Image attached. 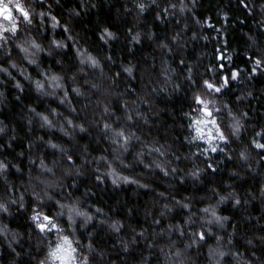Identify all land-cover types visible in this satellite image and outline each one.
<instances>
[{"label":"trees","instance_id":"trees-1","mask_svg":"<svg viewBox=\"0 0 264 264\" xmlns=\"http://www.w3.org/2000/svg\"><path fill=\"white\" fill-rule=\"evenodd\" d=\"M29 3L30 0H22ZM145 3L151 4V0H144ZM189 5L183 13L176 10L175 16H168L162 13V9L171 3L179 4L180 0H156L155 4L143 14L138 15L137 10L133 6L131 0H87L88 7L82 10L81 16L74 20H70L69 9L79 7V0H60L57 6L53 0H48V3L53 4L54 14L62 16V23H70L72 33L78 40V45L82 49H87L92 55L100 60L101 67L96 69L88 68L84 73L77 77L75 84L69 81L71 87L79 86L84 93L83 96L74 99L77 107L80 110L79 119L76 114L66 111V106H60L54 102L52 98H42L35 91L34 84L29 86L28 81H23L26 86L25 93L21 94V98L17 101V91L14 88V82L11 78L4 76L8 80L7 85L0 84L4 89L5 97L3 103H0V121L7 125L4 133H0V144H4V148H0V159H5L11 162L12 167L9 169L7 179L0 177V199H7L13 195L12 189L5 188V185H15V196H18L21 191H25L30 186L28 184L29 176L35 177L39 174V157L44 156L51 166L52 161H57L55 166L56 176L48 177L49 179L58 180L64 185L62 191L54 189L53 194L60 191L57 199H62L71 193L72 197L79 198L83 209L95 212V208H103L113 220H121L125 228L116 234L107 226H100L99 221L104 219V216H98L92 223L95 227H89L87 232L82 228L75 234L80 237L83 242L80 245L81 254L87 253L88 232L93 233L94 244L97 252L93 255L94 258L91 264H172L173 257H168V251L175 252L177 248L183 249L184 245L189 242V237L180 239L178 234H173L171 237L165 231L161 235L160 229H167L169 223H183L187 217L188 210H173L166 216L162 223L157 226L153 224V215L159 217L162 205L169 203L168 200L159 197V192H169L177 199L191 197L193 207L192 212L196 213L199 209L206 207L209 204H215L219 196L213 197L212 189H220V194L227 192L235 187L237 193L246 202L241 206H233L232 203L226 202L220 206L221 214L231 217V224L238 225V228L233 232L231 226L223 230H219L217 234L232 236L231 244L227 239L224 242V248L231 249V252L239 251L242 259L228 257L224 260V264H247L249 260L252 264H264V242L260 240L264 236V197L261 196V189L264 188V165L256 163V151L251 152L252 166L257 170L251 171L239 158V152L246 150L249 146V141L254 136L255 131H260L264 128V75L261 73L255 74L251 81L248 79V72L252 67V60L249 59L247 53L264 54V0H247L248 7L252 11H248L240 3V0H196L193 6L191 0H184ZM95 4L96 7H91ZM39 7V5H37ZM125 8L130 9L126 12ZM229 13V23L224 24L222 13ZM165 16V19H157V14ZM194 13V15H193ZM197 18L201 23H197ZM207 18H211L213 27H209L207 23H202ZM50 25V21L48 22ZM188 27L185 28L184 25ZM117 33L115 40L106 42L100 38L104 27ZM131 28L130 33L127 30ZM217 28H222L223 31L217 32ZM135 32H141L142 39L139 44L132 41L131 37ZM155 32L161 40L169 38L180 33L182 40L172 53L167 56L161 55V50L156 47L158 41L148 39V33ZM197 33L198 38L193 40L192 34ZM45 47L48 46L50 40L55 36L56 39H63L67 33L57 28L53 32L50 28L48 31L39 29L33 33ZM209 36L208 40H204L203 36ZM228 41V53L232 56V61H222L228 65L230 70L232 67L241 69L240 81H233L230 88L226 89L221 96L214 97L218 103L216 107L223 108L224 104L232 107L233 111L239 113L248 111L249 117L246 118V127L241 132L240 136H230V141L225 144L221 142V147L226 148L229 155L223 152H209L206 156L197 153L195 157L192 153L196 152V147L201 149L206 147L204 141H191V136L194 135L193 129L188 127L191 122L186 113L192 112L195 108L193 104L194 89L188 87L187 84L180 92L169 95L165 92H160L158 95L151 96L152 108L148 105L140 104L139 109L147 116V121H137V131L145 140H158L160 143H167L172 152L181 157L179 168L184 172H191L194 166L206 168V161L211 159L216 163L217 171L209 172L207 175H202L200 181L193 182L189 176L185 182H179L176 179L164 177L157 170L156 174L147 175L144 169L140 166H134L132 169L123 170L125 175H132L135 178L141 179L142 183L151 185L150 189L138 188L135 184H121L114 186L111 180L107 179L103 182L96 181L94 176L95 167L98 165H87L81 168L83 175L76 177H66L64 169L71 165V162H62L61 154L58 150L46 148L43 144L37 141V137L44 136L45 140L54 139L55 142L61 143L70 150V154H74L73 158L76 165H81L84 161L83 149L88 148L90 155L88 159L98 157L102 153L107 154L109 144L106 139L100 135V128L89 127V133H73V137L65 136L59 131V128L50 130L40 127V121L35 118L34 124L29 125L28 119L31 113L28 110V105H35L38 111H45L48 105L59 108L63 116L71 115L77 123L85 120L101 119L102 108L105 103L117 110V115H122V105L128 102L137 100V97L149 98L150 89L157 87L163 83V76L160 75L159 68L163 59L168 60L172 67H176L180 59H185L188 65L193 66L195 76L202 83V79H213L215 74L211 71L205 72L210 64L218 63L215 59L216 48L218 44H223V41ZM253 40L255 43H253ZM67 55L61 57L55 55V58L48 57L46 53H41L42 68L50 67L52 71L65 74L63 68L72 66L73 71L78 69V63L74 56L75 47L70 48ZM111 56L112 59H106ZM153 57L155 60L153 61ZM63 59V67L57 65L56 61ZM17 62L20 60L17 58ZM153 63L156 71H153ZM134 65L133 76L129 77L123 72V68L127 65ZM27 71L32 74L33 78L37 77V69L34 66H27L24 62ZM183 67V66H181ZM178 71L180 69L178 68ZM120 72L121 75L116 77L115 74ZM17 78H21L18 74ZM71 75V73H67ZM223 75V73H219ZM115 78V83H113ZM180 79H183L181 74ZM92 84H98L99 89H93ZM130 86V87H129ZM171 86L169 85V88ZM135 89V92H131ZM251 91L253 95L246 97V93ZM123 94V95H119ZM242 97L237 101L236 97ZM211 98V97H210ZM97 101L101 103L97 105ZM84 104H88L86 109ZM61 117V122L63 121ZM230 118L226 115L221 117V126L225 129V133L229 134ZM86 126H88L86 124ZM71 128V126H67ZM102 127V124H101ZM185 137H189L185 140ZM259 139V137H257ZM12 140V146L8 147V143ZM29 142H33L31 150L28 149ZM133 149L135 152L138 149ZM25 155L21 156L20 153ZM264 155V152H261ZM35 158L36 163L33 165L31 159ZM128 162H132V157H127ZM169 159L172 156L169 155ZM19 164L22 172L17 171L15 165ZM233 169L241 173L238 179L233 178ZM76 180L75 185L72 181ZM229 184L232 187H229ZM91 189V191H89ZM25 203L29 206L28 212L16 214L15 208H12V216L3 214L0 216V222L7 224L9 228L21 233H32V240H27L26 236L21 238L20 246L15 243L10 248L8 246V238L0 236V264H27L32 259L28 255L32 252L35 255V245L39 237L32 229L31 221L28 219L30 215V206L35 201L30 197L28 192L25 195ZM128 209H132L129 212ZM49 214H54L58 208L54 204H50L47 209ZM141 229H145V235L148 241L155 246L149 248L143 237L138 238L135 244L132 243L133 236H138ZM135 230V231H134ZM55 235V234H54ZM53 237H49L51 240ZM253 241L252 244L248 240ZM175 240L176 244L171 246L170 241ZM121 241L128 243V249L125 250L121 246ZM215 247V238L208 240L199 250L193 246L184 253V257H191L189 264H214L208 256L209 246ZM21 251L23 254L20 257L15 256L13 251ZM103 252V255L100 253ZM256 256L253 257L252 253ZM35 264V261H32Z\"/></svg>","mask_w":264,"mask_h":264},{"label":"snow or ice","instance_id":"snow-or-ice-1","mask_svg":"<svg viewBox=\"0 0 264 264\" xmlns=\"http://www.w3.org/2000/svg\"><path fill=\"white\" fill-rule=\"evenodd\" d=\"M53 2L59 6L60 0H53ZM133 6L137 10V14L145 13L151 4H155L156 0H151V4L145 3L144 0H131ZM194 6L196 0H191ZM240 3L248 11H252L248 7L247 0H240ZM39 5V7H37ZM87 0H79V7L69 9V19L74 20L81 16L82 10L88 7ZM91 7H96L92 4ZM189 5L180 0L179 4L171 3L167 7H164L161 11L168 16H175L176 10L183 13L188 9ZM128 12L130 9L125 8ZM194 15V13H193ZM224 24L229 23V13L227 11L222 13ZM157 19H165L164 15L157 14ZM51 22L50 25L48 22ZM197 23L201 21L197 18ZM202 23H207L211 28V18H207ZM188 27L187 24L184 25ZM49 28L55 32L57 28H60L67 35L63 39H56L55 36L50 40L47 47L41 42L33 33L38 32L39 29L48 31ZM217 32L223 31L222 28H217ZM128 32H132L133 29L129 28ZM141 32H135L132 35V41L137 44L142 39ZM100 38L106 42L115 40L117 33L112 31L110 27H104ZM148 39H155L158 41L156 47L161 50L162 56H167L172 53L174 48L179 45L182 40L181 34L176 33L169 38L161 40L157 33L149 32ZM197 33L192 34V39H197ZM204 40H208L209 36L204 35ZM78 40L72 33L70 23H62V16L54 14L53 4L48 3V0H30L29 3L22 2V0H0V84L7 85L8 80L3 77L11 78L14 82V88L17 91V101L20 100L21 94L25 93L26 86L23 81H28L29 86L34 84L35 91L42 98H52L54 102L58 101L60 106H66L65 110L76 114L79 119V112L81 109L77 107V103H74V99L83 96L81 88L77 85L71 87L69 81L75 84L79 74L84 73L86 69H96L101 67L100 60L92 55L86 48L82 49L78 45ZM253 43L255 41L253 40ZM228 41L225 39L223 44H218L216 48V64H210L205 72L211 71L215 74L213 79H202V83L198 81L195 76L194 68L187 64L185 59H180L176 67H172L168 60L163 59L159 68L160 75L163 76V83L157 87L150 89L149 98L137 97V100L132 102L130 106L128 102L122 105V115H117V110L111 107L110 104L105 103L102 108L101 119L91 120L77 123L71 115L63 116L59 108L48 107L45 111H38L37 106L28 105V110L31 113L28 123L34 124L35 118L40 121V127L42 129L47 128L54 130L59 128L65 136L73 137V133H89V127L95 126L100 128V135L106 139L109 144V149L106 150L107 154H101L98 157H93L89 160L87 157L90 155L88 148L83 149L84 161L81 165H76L73 158L74 154H70V150L61 143L55 142L54 139L45 140L44 136L37 137V141L43 144L46 148L58 150L61 154L62 162H71V165L64 169V175L71 177L75 175L79 177L83 175L81 168L87 165H98L95 167L94 176L96 181L103 182L107 179L111 180V184L114 186H120L121 184H135L138 188L150 189L151 185L148 183H142L141 179L135 178L132 175H125L123 170L132 169L134 166H140L144 169V173L147 175L156 174L157 170L164 177L176 179L179 178V182H185L187 177H191L193 182L200 181L202 175H207L209 172H216L217 166L214 161L209 159L206 161V168L194 166L191 172H184L179 168L181 157L176 155L175 152L170 150L167 143H160L158 140H151L150 142L145 140L144 137L137 131V121H147L145 113L139 109L140 104L148 105V108H152L151 96L158 95L160 92L168 93L169 95L180 92L183 90L185 84L188 87L194 89L193 104L195 108L192 112L186 113L190 118L188 127L193 129L194 135L191 136V141H204L206 147L201 149L200 146L196 147V152L192 153L195 157L197 153L200 155H207L209 152H223L225 155H229L226 148H222L221 142L227 144L230 141V136L239 137L241 132L246 127V118L249 117L248 111H241L239 113L233 111L232 107L228 104H224L223 108L216 107L218 101L214 97L223 95L226 89H229L233 81H240L241 69L239 67H232L228 69V65L222 61L227 60L229 63L232 61V56L228 53ZM75 47L74 56L78 63V69L73 71L71 65L67 68H63L65 74H60L52 71L50 67L42 68L41 53H46L48 57L55 58V55L64 57L67 55V51L70 48ZM249 59L252 60V67L248 72V79L251 81L252 77L261 73L264 75V54L247 53ZM19 58L20 62H17ZM106 59L111 60V56H107ZM155 58L153 57V61ZM27 62V66H34L37 69V77L33 78L32 74L27 71L24 66V62ZM57 65L63 67L64 60L60 59L56 61ZM183 66V67H181ZM134 65L129 64L123 68V72L127 73L129 77L133 76ZM178 68L180 71H178ZM153 71H156L155 64L153 63ZM14 72L21 78H17ZM223 75H219V73ZM71 73V75H67ZM183 74V79H180ZM121 75L120 72L115 74L116 77ZM115 83V78H113ZM169 85L171 86L169 88ZM93 89H99L98 84H92ZM130 87V86H129ZM131 92H135V89H131ZM123 95V94H119ZM253 93L248 91L246 97H251ZM5 92L0 87V103H3ZM211 97V98H210ZM237 101H240L242 97H236ZM101 102L97 101V105ZM88 104H84L83 108L86 109ZM226 109V115L230 118L229 134L225 133V129L221 126V117L224 115ZM63 121L61 122V117ZM86 124L88 126H86ZM102 124V127H101ZM71 126V128L67 127ZM7 125L0 121V133H4ZM254 131V136L249 141V146L246 150L239 152V158L251 171L255 172L257 169L252 166L251 152L256 151V163L258 165H264V128L260 131ZM259 137V139L257 138ZM188 140L189 137H185ZM8 147L12 146V140L10 139ZM138 149L133 152L134 148ZM4 144H0V148H4ZM33 142H29L28 149L31 150ZM21 156L25 155L24 152L20 153ZM169 155L172 159H169ZM132 157V162L129 163L127 157ZM31 163L35 165V158L31 159ZM57 161L53 160L50 166L44 156L39 157V169L40 172L35 177L29 176L28 184L29 188L25 191H21L18 196H15V185H5V188H11L13 195L8 196L7 199H0V216L7 214L12 216V208H15L16 214L21 212H28L29 206L25 203L26 192L35 201L30 206V215L28 219L31 221L32 229L39 237L35 245V255L29 252L28 255L32 257L27 264H91L93 255L89 253H96L97 249L94 244V237L92 232H88L87 253L81 254L80 245L83 243L80 237L75 235L81 228L87 232L89 227H95L92 223L98 216H104V219L99 221L100 226H107L109 229L119 234L124 228V223L119 220H113L111 216L104 212L103 208H95V212L83 209L80 204L79 198H73L71 193L62 199H57L56 196L60 195V191L63 190L64 185L59 183L58 180L49 179L48 177L56 176L55 166ZM12 167L11 162L5 159H0V177L7 179L9 169ZM17 171L22 172L20 165H15ZM233 178L238 179L241 173L236 169H233ZM76 180L72 181L75 185ZM229 187H232L229 184ZM54 189H59L56 194H53ZM91 191V189H89ZM213 197L219 196L215 204H209L198 212L191 211L193 204L191 203V197H184L183 199H177L169 192H159L158 195L162 199L168 200L169 203L162 205L159 217L156 218L153 215V224L159 226L163 219L168 216L173 210H188V215L184 219L183 223H169L167 229H160L159 233L154 235H161L165 231L167 235L171 237L173 234H178L180 239L189 237V242L184 245L183 249L177 248L173 253L168 251L166 255L173 257L172 264H189L191 257L185 258L184 253L193 246L199 250L204 244H207L208 240L215 238L216 246L211 245L208 248V256L214 264H224V260L228 257H235L236 259H242L239 251L231 252V249L224 248V242L227 239L231 244L232 236L217 234L219 230H223L228 226L233 228L235 232L238 225L231 224V217L228 215H222L220 206L226 202H230L233 206H241L246 203L239 193L232 187V190L227 194H220V189H212ZM261 196L264 197V188L261 189ZM50 204H54L58 210L54 214H49L47 209ZM132 212V209H128ZM264 218V217H262ZM135 231V230H134ZM145 229H141L138 236H133L132 243L135 244L138 238L143 237L149 248L154 247L153 243L148 241V237L145 235ZM55 234V235H54ZM0 236L8 238V246L11 248L15 243L20 246L21 238L26 236L27 240H32V233L27 234L19 231H14L8 227L7 224L0 222ZM49 240V237H53ZM260 240L264 242V236L260 237ZM121 246L127 250L128 243L121 241ZM249 244H252L251 239L248 240ZM171 246L176 244L175 240L170 241ZM15 256L20 257L23 254L21 251H15ZM103 255V252L100 253ZM252 256L255 257L256 253L253 252ZM247 264H252L249 260Z\"/></svg>","mask_w":264,"mask_h":264}]
</instances>
